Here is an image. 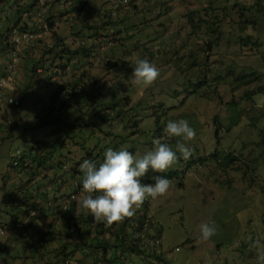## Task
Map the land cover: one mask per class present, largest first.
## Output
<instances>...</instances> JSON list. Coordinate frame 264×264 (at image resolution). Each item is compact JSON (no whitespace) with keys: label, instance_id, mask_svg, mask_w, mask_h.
Wrapping results in <instances>:
<instances>
[{"label":"rangeland","instance_id":"obj_1","mask_svg":"<svg viewBox=\"0 0 264 264\" xmlns=\"http://www.w3.org/2000/svg\"><path fill=\"white\" fill-rule=\"evenodd\" d=\"M122 1L127 3L129 0ZM185 1L187 6H190L189 10L195 11L197 8H202L210 0ZM137 2L139 9L146 6L142 4L144 0H137ZM178 2V0L161 1L162 4L166 3L167 5H174ZM229 2L230 7L227 9L228 17L240 19L243 13L242 7L246 5L248 9H245L243 15L246 18H252L253 21L249 23L247 33H243L240 29L235 32L234 27L232 28L228 20L225 24H222L225 25V38L221 39L220 35H213L211 37L213 40H217L218 37H220L219 40H222L219 46L215 48L219 56L216 59H212L213 72L215 70L217 74H215V78L210 80L209 83L203 84L198 91L203 96L197 97L196 93H194L188 96L185 101L186 87L183 85V82L176 84L163 82L162 80L163 78L174 76L177 73L175 69H170L168 72L165 71L163 77L159 75L158 79L150 86L135 82L132 75L133 66L136 60L140 59V55L138 52H135L134 55L129 56V59L126 60V52L128 49L132 50L133 47L119 39L121 34H118L119 36L116 35V37L107 36V32L103 31L99 34L106 35L93 36V30L86 29L88 35H73L66 38V46L73 51L87 45L89 56L71 54L70 56L65 55L62 58L60 56L54 58L47 51H33L28 54L29 51L24 52L27 45H19L22 47V53H25H23V59H21L22 64L20 63L21 66H17L18 71L14 75L13 88L5 90V99L0 100V246L4 247L6 245L11 250V257H7L5 254L1 256L0 252L2 260L0 264H36L31 258L25 259L24 252L21 250L22 243H26L28 239L21 240L13 231L15 225H13L12 219L15 215H17L15 221L18 219V211L15 207L11 206L12 199H10V195H13V198H19L22 195V191H28L24 188L31 190L39 207L29 215L26 214L28 207H23L22 212L19 213L20 220L26 223L30 220L33 213L36 212L34 228L40 226L42 227L41 229H46L48 222H51L52 219L51 221L46 219L45 221L47 222L42 223V218L45 216H43L40 207H42L46 198L45 191H51L54 188V178L57 174L56 169L49 167L47 164L36 168L34 162H37L27 159L32 162L33 166L29 170V173L23 170L19 172L12 170L15 175L21 178L22 185L24 183L26 185L21 190L14 189L13 187L19 183L20 178L14 175L11 176L12 179L9 177L10 170L12 169H10V161L16 150H26L29 147V141L35 134L31 127L28 128L33 123L27 124L37 119L38 115L41 117V112H36V108L34 107L38 98L45 99L47 103L55 101L57 112L51 113L52 115L60 114L62 112L58 111L63 110L64 107L60 101H57V99L51 100L50 97L60 85L74 83L77 80H80L77 86L94 84L102 95L111 86H116L121 94H124V88L127 87V91L136 92V95L131 99L133 103L141 102L145 95V88L151 87L149 88L150 97L156 100V102H165L169 106L165 116H162V124L166 122L165 118L167 115L171 118L175 114L174 117H177L175 120H187L196 132L195 139L188 141L196 143V147L194 146L195 148L191 150L192 155L189 159L178 161L177 164L164 173L150 172L144 178L145 183H154L153 177L157 175H173L172 178L168 179L170 181V188L165 195L155 200L151 198L147 199V201H151L149 207L146 209L150 216V225L140 232V234H144L141 247L143 248L142 250L146 249L147 253L138 258H133V261H128V264H260L258 250L253 245L256 240H260L261 244L264 245V90H259V87L264 86V12L261 13L259 10V8L264 7V0H229ZM27 4L33 5L28 8ZM93 4V7L89 9V14H87L89 22L96 20L99 24L104 25L105 22L116 21L118 27H122L121 19L125 18L126 15L127 17L123 22L125 26H128L127 24H136L143 16L138 12L132 11L130 7H126L127 9L122 11L110 8L112 4L104 0H93ZM3 5L4 3L0 0V15L3 18L9 15V20H12L14 7L9 6L12 3H8L5 8H3ZM146 7L149 10L151 9L149 12L151 13L150 17L156 21L157 25L168 19L167 16L161 15L158 12L160 8L154 4L153 0H148ZM16 9L30 10L29 13H23L19 19V22L23 25L26 23L32 25L33 21H37L40 18V13L45 10L43 4L37 0H26V2L20 0L19 7ZM62 10L66 11L65 8H62ZM73 12L75 11H72V14ZM159 15L161 16L159 17ZM90 16L94 17L91 18ZM69 17L76 19L74 14ZM5 20L8 19L5 18ZM111 27L112 25H105V28H110L109 33L115 31ZM119 29L123 30V33L126 32L123 28ZM135 30L140 31V28H135ZM47 31L43 30L42 37L36 38L35 41L41 39L43 40L42 43L46 42L50 44L51 41L48 39ZM70 33H73L72 29L64 34ZM161 33L163 32L158 29L153 38H156ZM183 34L189 36L187 31H184ZM249 35L252 36V41L248 44L241 45L236 42L237 37ZM205 36L209 37L207 34ZM256 40H258L259 45L256 43ZM167 42L169 40L165 39V42L162 44L164 45ZM137 45L142 49L140 43ZM168 46H161L159 44L154 47L155 65L167 57L165 54L160 55L158 50L162 49L166 51ZM202 46L204 48L205 44L204 40L200 37L189 38L184 43L183 48H181V54H185V57L177 61V63L181 66H187V64L193 62L189 58V54L193 52L198 55ZM178 50V48H173L174 52ZM10 54L16 59L17 53L13 50L10 51V48H6L0 39L1 78L6 75L7 78L9 77L7 68L11 62L9 59ZM39 57L50 62L52 59L55 65L60 64V62H67L68 65L63 74L56 73L57 69H53L55 71L52 69L48 71L44 70L43 76L45 75L48 78L49 75H53L55 80L52 78L50 85H48L47 80L39 85L38 81L41 75L32 76V70L30 71V67L33 64L30 59ZM123 59L127 62L126 66L131 67L128 70L129 75L127 77L123 74L122 68H119L122 65L121 60ZM45 64H49V62ZM52 71L54 73H50ZM252 71L257 72L259 77L255 78L251 84L240 86L241 88L235 86L237 84L236 79L240 75ZM222 74L223 79H219L221 82L218 84L217 77L222 76ZM95 78H99V80L93 83ZM7 82L8 80H4L3 83L7 84ZM30 82L35 84L36 92L29 89L27 94L23 95V89ZM210 84H213V86H210ZM10 85L12 86L11 82ZM217 87L218 93L215 94L214 99L211 96H206L210 90L214 91ZM233 87L237 89H233ZM68 91L69 89L64 92L63 89L60 95H66ZM251 92L253 93L252 95H246ZM12 99L21 103L20 114L18 115L20 118L14 116L15 109H12L10 105ZM70 99L72 100L71 102H74L73 97ZM88 111L90 110L88 109L86 112ZM132 113L134 114V118H138L142 123L153 126L151 115L144 117L143 113ZM162 113V111L158 112L154 118ZM215 115L218 116V120L223 123L224 127L219 132L218 141L215 138ZM44 120L47 121L48 118L44 117ZM82 122L85 124L84 136L80 142V144H83L81 146L82 149H78L79 133L77 131L70 132V134H73V137H71L73 142H69L70 152V148L62 146L65 138L61 137L57 139L56 137L58 140V154L66 151L68 156H57L52 162L68 160L73 157V160L77 158V162L82 163L84 157H88L89 154H93L95 151L94 155H97L102 149L109 147L114 150L117 147L119 149H131V142H124L121 134L108 137L106 133L109 131V128L93 124L91 117H89V121L84 118ZM153 122L155 124V119ZM114 123L116 126L118 125L117 121ZM54 127L53 123L44 126V128L49 130H52ZM135 129V127L129 129L131 137L137 135V133L132 134ZM23 131L26 132L27 136L25 140L19 137ZM13 132L15 134L11 136ZM143 139L148 143L151 140V134L143 135ZM142 143V141L137 143L139 149H141ZM51 149V143L47 146L39 145V157L41 155H49V153L45 154V152L51 151ZM61 149L63 150L61 151ZM193 160H196V162H192ZM234 161L236 164L233 163ZM222 162L226 165L225 169L229 164H232V174H230L228 167L227 171L229 173H226ZM237 164L240 165L239 168L235 167ZM34 168H36L39 177L32 174ZM68 168L69 166L65 172V177H69L72 180L73 176ZM77 169L80 170L78 165ZM44 174H46V178H42ZM31 175L33 178H31ZM67 185L68 183L62 181L61 190L58 194L64 195V193H68L66 195L70 197L76 195V198L81 200L84 193L81 190L82 185L78 188L77 194L68 190ZM80 211L84 213L86 210L80 205ZM206 222L214 223L217 231L210 239L203 240L199 225ZM96 224L99 225V223L93 224L94 228H97ZM133 225L136 226V223L133 222ZM54 226L58 234L62 236L61 224H58V221H54ZM117 228L114 227L113 231ZM158 231H160V235H158ZM33 234L34 236L37 235ZM75 235L74 233L71 234V236ZM135 235H137L136 232ZM152 235H155V238H152ZM156 238H160V242L153 245ZM31 248L32 246H29L28 250ZM153 251L161 256L162 259H155L152 254ZM30 253L29 251L28 254ZM48 257L51 259L52 255Z\"/></svg>","mask_w":264,"mask_h":264},{"label":"trees","instance_id":"obj_2","mask_svg":"<svg viewBox=\"0 0 264 264\" xmlns=\"http://www.w3.org/2000/svg\"><path fill=\"white\" fill-rule=\"evenodd\" d=\"M1 1L4 3L3 8H5L8 3H12V5L9 6L14 7L12 20H9V15L5 17L8 20H5V18L0 15V39L6 48H9V45L11 44L10 41H12L15 32H18L20 34L24 33L25 31H29L30 33H41V30L39 29V21L43 20V18L47 14V11L43 15L40 14V18L37 21H33L32 25H29L28 23L26 25H23L21 22H19V19L22 17L23 13H29L30 10L16 9V6H19L20 0ZM23 1L26 2V0ZM67 1L69 2V0ZM104 1L112 4L110 8H115L118 11H122L124 9H127L126 7H130L132 8V11H135V13L138 12L143 16L136 24H127L128 26H125L123 22L127 17L126 15L125 18L121 19L122 27H118L116 21H108L105 22L104 25L99 24L96 20L93 22H89L87 20V14H89V9H91L94 5L93 0H72V3L70 4L69 2L68 6L65 7L66 11L57 10L52 7L49 9L50 11L48 13V17L46 18V21L49 23V29L46 34H48L47 36L48 39H50L51 43H42L43 40L41 39L35 41V39L39 38V36H36L33 39L28 37L24 39L23 46L24 44L27 45V48L24 52L26 53L29 51L28 54H30L33 51H47L54 58H57L59 56L62 58L65 55L70 56L71 54H82L84 56H89V53L87 52L89 51V48L87 45L82 46L81 48L74 51L66 46V38H69L73 35H88L86 33V29L93 30V36H103L107 34V36L116 37V35L119 36L118 34H121V36H119V39L121 41L123 40V42L125 43L132 45L133 47L132 50L128 49V51L126 52V60L129 59V56H132L135 52H138V54L140 55V59H148L150 62L154 63V47L159 44L161 46L169 45L166 51H163L162 49L158 50L160 55L165 54L167 55V57L164 60L158 62L156 66L159 69L161 77H163L165 71L168 72L170 69H175V72L177 71L174 76L165 79L163 78L162 80L163 82H171L176 84H181L183 82V85L186 87V95L184 97L185 101L188 96L194 93H196L197 97L203 96L202 94L198 93V91L203 86V84L209 83L210 80L215 78V74H217L215 70L213 72L212 59H216L219 56V53L215 50V48L219 46L222 40H219L220 37H218L217 40H213L211 37L213 35H220L221 39L225 38V25L222 24H225V22L228 20L232 28L234 27L235 32L240 29L243 33H247L249 23L253 21L252 18H246L243 15V13H245V9H248V6L246 5L242 7L243 13L242 16H240V19H237L235 17H228L227 9H229L230 7L229 0H210L208 3L204 4L202 8H197L195 9V11L189 10L190 6H187L185 0H178L179 2L174 5H167L166 3L162 4V0H153L154 4L158 5L160 8L158 12H160L161 15L163 14L164 16L168 17L167 20H164V22L159 25H157L156 21L152 20L150 17L151 13L149 12L151 9L149 10L146 7L148 4V0H144L142 4L146 6L140 7V9L139 5H137V0H129L127 3L123 2L122 0ZM32 5L33 4H27L28 8ZM259 10L261 13L264 12V7L259 8ZM72 11H75L73 12V14L76 19H71L69 17L73 15ZM161 15H159V17ZM90 17L93 18L94 16ZM105 25H112L111 29L114 28L115 31L109 33L110 28H105ZM119 28H123L126 32L123 33V30ZM135 28H140V31H136ZM71 29L73 33L67 35L64 34ZM158 29L163 33L159 34L156 38H153ZM103 31H106L107 33L99 34ZM184 31H187L189 33V36L183 34ZM206 34L209 35V37H206ZM167 35L168 37H166ZM195 36H198L204 40L205 46L204 48L202 46L203 51L202 49H200L198 55L191 52L189 54V58L193 62L187 64V66H181L177 63V61L185 57V54H181V48H183L184 43H186L189 38ZM116 39L118 40V38ZM165 39H168L169 42L164 43L163 45L162 43L165 42ZM251 41V35L245 37L240 36L236 39V42L241 45H245V43L248 44ZM138 43L141 44L142 49L139 48V46L137 45ZM256 43L259 45L258 40H256ZM178 45L179 47H177ZM173 48H178L179 50L177 52H174ZM21 53L22 51L20 53H17L16 62H14V59L10 54V61L21 66V59H23V53L22 55ZM30 60H32L33 62V64L31 63L32 66L30 67V71L32 70V76L41 75V78L38 81L39 85L43 84V81L45 80H47L48 85H50L52 83V78L53 80H55V77H53V75H49L48 78H46L45 75L43 76L42 73H44V70L48 71L51 69H57L56 71H53L63 74L68 65L67 62H60V64L55 65L53 62L54 60L51 59L50 62L41 57L31 58ZM126 60H121L122 65L119 68H122L123 74L127 77L129 75L128 70H130L131 67L126 66ZM46 62H49V64H45ZM115 66L117 67V64ZM53 71L50 73H54ZM222 77L223 74L222 76L220 75L217 77L218 84H220L221 82V80L219 79H223ZM257 77H259V74H257V72L255 71L242 74L236 79L237 84L235 86L242 87L245 84H251ZM13 79L15 80L14 75ZM98 80L99 78H95L93 83L97 82ZM78 83H80V80H77L74 83L62 84L51 95V100L57 99V101L61 102V105L64 107V109L58 112L62 113L52 115L51 112H57L55 101L47 103L45 99H42L40 97L34 104V107L36 108V112H41V117L38 115L37 119L40 117L38 120H32L29 124L23 123L27 125L33 123V125L29 126L28 128L31 127L34 130L35 134L30 139L29 147H27L26 150L18 149L12 155V160L10 161V169H12H9L11 171L9 177L11 178L12 175L19 177L18 175H15L12 170L16 172L23 170L29 173V170L32 169L33 166L31 164L32 162L28 161L27 159L36 161L37 163L34 162L36 168L41 166L43 167V165L47 164L49 167L56 169L57 174L54 178V188L51 191H45L46 198L42 207H40L41 211L43 212V216H45L42 218V223L47 222L45 221L46 219H49V221H51L52 219L51 222H48L46 229L43 230L40 226L34 228V221H36V212L35 215L31 216L28 222L25 223L24 221L20 220L19 213L22 212L21 210L23 207H28V209L26 210L27 215L31 214L32 211H35L37 207H39V204L35 201L31 190H29L28 188H24L28 191H22V195L19 198H13V195H10V199H12L11 206L15 207L18 211V219L15 221L17 215L14 216V221L12 219V223L13 225H15L13 231L16 236L21 238V240L28 239L26 243H22L21 250L24 252L25 259L31 258L36 264H128V261L132 262L133 258H138L141 255H145L147 253L146 249L142 250L143 248L141 247V242L143 241L144 234H140V232L145 227L148 228L150 225V216L147 213L146 209L149 207L151 201L146 200L144 202V206L142 207L141 205L140 208L136 210V213L132 218H126L120 224L114 223L109 227L104 223H99V225L96 224L97 228H94L93 224L96 223L94 222V218L87 211H85L84 213L80 211V204H78L79 200L76 198V195L70 197L66 195L68 193H64V195L58 194V192L61 190L62 181L68 183V190L77 194L78 188L82 185L83 173L79 169H77V165L79 166L81 163L77 162V158L73 160L72 157L68 160H58L57 162H52L57 156H68V154H66V151H64V153L58 154L57 139L64 137L65 141L62 146L65 148H70L69 142H73V139L71 138L73 137V134H70V132L77 131L79 133L78 149H82L81 146H83V144H80V142L81 139H83L85 127V124L82 122V120L85 118L87 121H89V117H91L93 124L109 128V131H107L106 133L108 137H114L118 134H121L124 142H131L132 146L129 151L134 155L139 156L143 155L147 150H151L154 147V145L152 144L153 139L164 137V128L167 122L169 120H175L177 117H174L175 114H173L171 118H169V115H167L165 118L166 122L162 124V116H165L167 110L169 109V106L165 102H156V100L150 97L149 88L151 87L145 88V95L141 102L138 101L136 103H133L131 102V99L136 95V92L133 93L127 91V87L124 88V94H121L116 86H111L110 89L102 95L101 92L96 89L94 84L88 86H77ZM210 86H213V84H210ZM236 87H233V89H235ZM8 89V87H6L5 89H2L0 87L1 101L5 99V90ZM29 89L36 92L35 84H32V82L28 83L27 86L23 89V95H26ZM63 89L64 92L69 89L66 95H60L61 90ZM259 90H264V86L259 87ZM217 93L218 87L214 91L210 90L206 94V96H211V98L214 99L215 94ZM252 94L253 93L251 92L246 95L248 96ZM71 97L74 98V102H71ZM13 103L14 101L10 102V105L12 106V109H15L14 116L18 117V115L20 114L21 103ZM88 109L90 111L86 112ZM161 111L163 113L154 118L155 114ZM132 112L143 113L144 117L151 115L150 117L153 126L146 125L138 120V118H134V114ZM44 117H47L48 120H44ZM154 119L155 124L153 122ZM115 121L118 122L117 126L114 123ZM214 121L215 138L218 141L219 132L224 127L223 123L218 120L217 115H215ZM49 123H53L55 125L52 130L44 128V126ZM133 127H135L136 129L132 134L137 133V135L131 137L129 129ZM148 133L151 134V140L147 143L146 140L143 139V135ZM14 134L15 133L13 132L11 136H13ZM19 137L23 138L24 140L27 139L26 132L23 131ZM139 141L143 142L141 144V149L137 147V143ZM166 142L174 150L176 148L177 142L186 143V145L190 147L191 150L196 147V143L194 142H185L182 139L175 137L166 139ZM49 143H51L52 149L51 151L45 152V154L49 153V155H41L39 157V145L47 146ZM118 149L119 148L117 147L116 150ZM62 150L63 149H61V151ZM105 150L106 149H102L97 153V155H94V153L96 152L95 151L93 154H89L88 157H84L83 160H93L97 163V165H99L104 159ZM70 151L71 148L69 152ZM181 160L184 159L181 158L179 162ZM192 162H196V160H193ZM223 163L224 162H222V166L225 169L226 165ZM233 163L236 164L235 161ZM68 166V169H70L69 171L73 176L72 180H70L69 177H65V172L67 171ZM227 167L229 168L230 174H232V164H229ZM227 167L225 171L226 173H229L227 171ZM235 167L239 168L240 165L237 164ZM36 168H34L32 174L39 177V174L36 172ZM161 176H164L167 179L173 177L172 174ZM31 178H33L32 175ZM42 178H46V174H44ZM24 185L26 184L24 183ZM24 185H22V181L20 178L19 183H17L13 188L21 190ZM84 195L85 193H83V196ZM54 221H58V224H61L63 237L58 234L57 229L54 226ZM133 222L136 223V226L133 225ZM114 227L118 228L113 231ZM135 232L137 233V235H135ZM33 233L37 235L34 236ZM73 233L77 236H71V234ZM158 235H160V231H158ZM151 237L155 238V235H152ZM159 242L160 238H156L153 245ZM29 246H32V248L28 250ZM29 251L31 252L30 254H28ZM79 251L80 253H78ZM0 252L1 256L5 254L7 257H11V250H9L6 245L4 247L0 246ZM152 254L155 259H162V257L156 254V252L153 251ZM51 255L52 258L49 259L48 256ZM3 260L5 259L3 258Z\"/></svg>","mask_w":264,"mask_h":264},{"label":"clouds","instance_id":"obj_3","mask_svg":"<svg viewBox=\"0 0 264 264\" xmlns=\"http://www.w3.org/2000/svg\"><path fill=\"white\" fill-rule=\"evenodd\" d=\"M37 1L41 2L45 8L44 12L40 14L43 15L47 11V16L39 21L41 33H33L35 37H42V31L48 30L49 27V23L46 21L49 9L52 7L63 11L62 8L68 6L69 2L71 4L72 0H69V2L67 0ZM25 33L30 32L14 33L9 45L10 51L21 52L22 47L21 50L16 49V38H20L23 46L24 39L28 38L25 37ZM13 46L14 48H12ZM12 65L13 62H10L7 69L9 75L13 77L18 71V64ZM132 75L136 83L150 86L158 79L160 72L158 67L148 59H137ZM2 78H7V75ZM14 81V79L11 81L12 86ZM7 87L9 89L13 88ZM12 101L17 103L15 99H12ZM195 136L196 132L187 120H169L164 128V137L153 139L152 144L154 147L147 150L143 155H134L126 148L114 150L109 147L105 150L104 159L99 165L93 160L84 159L79 168L83 173L82 191L86 195L78 201V204L90 213L94 218V222L104 223L109 227L114 223L122 222L126 218H132L136 210L147 199L155 200L165 195L170 188V181L164 176L157 175L153 177L154 183H145L144 178L150 172L164 173L177 164L181 158L187 160L192 155V151L186 143L177 142L174 150L166 142V139L175 137L188 142L195 139ZM199 229L203 240L210 239L217 231L214 223L207 222L201 223ZM253 246L258 250L260 264H264V245L261 244L260 240H256Z\"/></svg>","mask_w":264,"mask_h":264},{"label":"built area","instance_id":"obj_4","mask_svg":"<svg viewBox=\"0 0 264 264\" xmlns=\"http://www.w3.org/2000/svg\"><path fill=\"white\" fill-rule=\"evenodd\" d=\"M25 37H30V38H35V34H33V33H25ZM16 43H17V50H21V46H19L22 42H21V40H20V38L18 37V38H16ZM17 56V55H16ZM17 61V57H16V59L14 58V62H16ZM13 62V65L12 66H15V63ZM4 80H8V82H7V84L6 83H3L4 82ZM13 80V77H12V75H9V77L8 78H1L0 79V87L3 89H5L7 86H9V87H13V86H11L10 85V82ZM16 163V162H15ZM4 232V231H3ZM2 262V260H1V257H0V263Z\"/></svg>","mask_w":264,"mask_h":264}]
</instances>
